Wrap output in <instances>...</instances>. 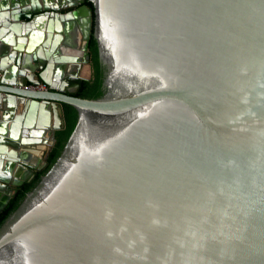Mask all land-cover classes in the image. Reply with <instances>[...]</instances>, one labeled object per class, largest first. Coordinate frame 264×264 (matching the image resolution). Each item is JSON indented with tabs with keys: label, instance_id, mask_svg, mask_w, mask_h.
I'll use <instances>...</instances> for the list:
<instances>
[{
	"label": "water",
	"instance_id": "obj_1",
	"mask_svg": "<svg viewBox=\"0 0 264 264\" xmlns=\"http://www.w3.org/2000/svg\"><path fill=\"white\" fill-rule=\"evenodd\" d=\"M64 104L0 264H264V0H0V214Z\"/></svg>",
	"mask_w": 264,
	"mask_h": 264
},
{
	"label": "trees",
	"instance_id": "obj_2",
	"mask_svg": "<svg viewBox=\"0 0 264 264\" xmlns=\"http://www.w3.org/2000/svg\"><path fill=\"white\" fill-rule=\"evenodd\" d=\"M87 6L92 10L94 16V6L91 2L87 1ZM92 53V64H93V81L82 80L81 86L78 93L75 95L79 98L84 99H98L103 95V81H104V70L99 61L98 45L94 37V24L90 40V47ZM66 128L56 133V143L49 156L47 168L38 173L37 177L30 184H25L19 189L18 194L13 198L4 211L0 214V227L5 220L19 207L21 202L24 200L28 192H30L40 181L41 177L45 175L49 169L54 165L57 159L60 157L64 150L71 134L73 133L77 122H78V111L71 105L64 104Z\"/></svg>",
	"mask_w": 264,
	"mask_h": 264
},
{
	"label": "crops",
	"instance_id": "obj_3",
	"mask_svg": "<svg viewBox=\"0 0 264 264\" xmlns=\"http://www.w3.org/2000/svg\"><path fill=\"white\" fill-rule=\"evenodd\" d=\"M79 35H80V38H79V41L78 42L81 44L82 43V41H81V34H79ZM90 73H91L90 67L88 65H83L81 71L78 72V77L81 78V79H83V80H85V79H88L90 77ZM60 82L63 83L64 85H66V87L68 89H70V90L74 89V86L76 85V83H75V76H73L72 74H70L68 72H66V73L63 74V76L59 80V83ZM51 125H53V119L51 121ZM31 128L34 129V127H31ZM43 140H45V139H43ZM48 145H49V143L43 144V150L44 151L46 150V148H47ZM43 150L41 151V154H42ZM34 158L42 159L41 156H37V155H34Z\"/></svg>",
	"mask_w": 264,
	"mask_h": 264
},
{
	"label": "built area",
	"instance_id": "obj_4",
	"mask_svg": "<svg viewBox=\"0 0 264 264\" xmlns=\"http://www.w3.org/2000/svg\"><path fill=\"white\" fill-rule=\"evenodd\" d=\"M24 90H29V91H48L50 90L49 85L47 84H39V85H34L28 83L25 87H23Z\"/></svg>",
	"mask_w": 264,
	"mask_h": 264
},
{
	"label": "flooded vegetation",
	"instance_id": "obj_5",
	"mask_svg": "<svg viewBox=\"0 0 264 264\" xmlns=\"http://www.w3.org/2000/svg\"><path fill=\"white\" fill-rule=\"evenodd\" d=\"M86 5H87V4H86ZM46 168H47V167H46ZM46 168H45V169H46ZM45 169H44V170H45ZM44 170H43V171H44ZM33 181H34V180H33ZM23 186H24V185H23Z\"/></svg>",
	"mask_w": 264,
	"mask_h": 264
}]
</instances>
